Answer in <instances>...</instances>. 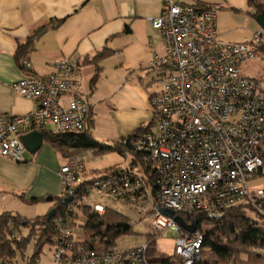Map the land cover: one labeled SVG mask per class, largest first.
Masks as SVG:
<instances>
[{"label":"built area","instance_id":"2783aa9c","mask_svg":"<svg viewBox=\"0 0 264 264\" xmlns=\"http://www.w3.org/2000/svg\"><path fill=\"white\" fill-rule=\"evenodd\" d=\"M161 1L163 12L151 22L165 44V56L156 54L152 62L163 70L162 91L151 97L154 125L130 141L137 163L132 158L112 174L90 177L83 156L67 159L58 171L60 197L72 201L57 221L55 251L33 264H149L148 252L154 249L149 238L168 231L176 234L181 264H195L202 255L203 230L198 226L189 233L160 209L179 216L201 214L207 221L223 219L241 203L260 210L264 186L253 188L250 182L264 169V81L247 78L241 67L264 45V30L255 31L247 44L226 43L215 7ZM22 67L24 77L13 89L36 109L23 116L0 114V157L17 163L29 153L21 136L83 133L92 109L81 94L79 71L69 61L57 62L49 75L36 74L27 60ZM92 192L134 213L131 224L146 227L147 243L97 242L88 248L78 242L68 217L83 208L100 216L106 210L89 201Z\"/></svg>","mask_w":264,"mask_h":264},{"label":"crops","instance_id":"0c3cea01","mask_svg":"<svg viewBox=\"0 0 264 264\" xmlns=\"http://www.w3.org/2000/svg\"><path fill=\"white\" fill-rule=\"evenodd\" d=\"M162 12L161 0H0V114L23 116L36 109L13 89L24 77L16 51L48 26L24 60L38 75L53 73L59 61L78 69L81 94L92 105V136L112 144L147 127L154 116L151 97L162 91L163 70L152 62L156 54L165 56V44L151 22ZM104 49L111 55L101 62L102 74L92 92L95 67L86 57L91 60ZM156 83L161 84L158 90ZM66 160L45 141L23 163L0 157V210L30 219L24 212L28 208L31 219L46 216L55 205H46L47 199L60 197L58 171ZM96 172L87 170L88 175ZM33 199L44 200L28 202Z\"/></svg>","mask_w":264,"mask_h":264},{"label":"trees","instance_id":"16d2710c","mask_svg":"<svg viewBox=\"0 0 264 264\" xmlns=\"http://www.w3.org/2000/svg\"><path fill=\"white\" fill-rule=\"evenodd\" d=\"M248 4L253 9L251 14L254 18L264 12V0H248ZM195 6L204 9L213 8V6L201 2H197ZM50 24L52 25L53 23ZM47 29H49L48 26L40 28L25 43L18 45L16 59L22 70H24L22 61L34 49L36 40ZM258 51L264 53V45L259 47ZM110 53L109 50L104 49L99 51L91 60L86 57V63H90L95 67V73L90 82L92 92L96 88L97 82L102 74L100 64L105 58L111 55ZM153 125L154 118L147 127H141L126 139L123 138L112 144L102 143L96 140L91 134V129L94 126L91 109L87 119L86 129L83 133L55 134L53 132H44L43 136L44 141L66 159L81 155L85 152H91L95 156L104 155L107 152H117L123 156L131 154L136 164L138 156L132 151L130 141L135 139L140 133L149 130ZM124 141H128V143L125 144ZM118 168L110 169V174L114 173ZM257 174L264 176V169L260 170ZM41 200L44 199H33L28 202L37 203ZM53 200L56 203L52 210L55 209L56 214L51 219L47 215L35 219H27L21 215L9 212L0 215V261L13 264V259L17 253H21L23 254V260H28V264H33L35 259L41 255L44 246L54 244L57 238L56 224L63 216L64 205L62 204L61 197H55ZM259 207L260 210L250 204H237L231 208L223 219L218 221H207L203 215L197 213L193 215L181 214L180 216L185 223L191 224L197 220L199 228L203 230L204 243L202 255L212 253L218 257V262L210 263L201 259L195 264H220L222 261L233 258L237 250L240 249H246L248 255H250V260L245 264H264V201L259 203ZM248 211L254 212L258 220L249 216ZM68 218L67 222L70 226H81L85 234L89 233V237L83 242L88 248H95L97 242H106V245L116 243V240L123 235L133 232L131 219L125 214L110 208H106L101 216L89 208H83L81 212H76ZM205 222H209L210 225L206 230L202 228ZM25 233L26 235H24ZM32 240L36 242L35 253L32 257L26 258L24 251ZM151 241L154 249H150L148 252L149 264L182 263V260L176 254L171 257L158 258L156 256L157 238Z\"/></svg>","mask_w":264,"mask_h":264},{"label":"rangeland","instance_id":"374dc122","mask_svg":"<svg viewBox=\"0 0 264 264\" xmlns=\"http://www.w3.org/2000/svg\"><path fill=\"white\" fill-rule=\"evenodd\" d=\"M188 4L201 2L207 5H211L218 9V26L220 39L226 43H239L247 44L251 41L253 33L260 27L256 22V19L252 16L251 12L253 9L249 6L248 0H186ZM241 72L244 76L251 79H257L264 81V53L256 50V57L245 62L241 67ZM156 90L161 87L160 83L154 85ZM49 145V144H48ZM51 146V145H50ZM86 164L87 170H98L95 174L90 173L92 176H106L110 174V169L124 167L132 160L131 154L125 156L118 154L117 152H107L104 155L95 156L89 153L86 157H83ZM250 186L255 188L258 186H264V176L256 175V178L250 182ZM14 198V197H11ZM14 200V199H13ZM17 200V199H16ZM15 200V201H16ZM89 201L94 204L101 205L105 208L113 209L117 212L127 215L131 220H136V215L128 211L126 207L117 203L113 200H107L103 196H99L96 192H92ZM56 201H50L46 205H53ZM34 207V206H31ZM40 207V206H38ZM30 209V208H29ZM39 209V208H38ZM28 208L25 209V216H29L30 219L34 216L32 213L27 212ZM45 211L43 214H49ZM3 211L0 210V214ZM17 213V212H16ZM24 214V213H23ZM248 215L253 217L255 220L258 218L252 211H248ZM209 222H205L202 228L206 230L209 227ZM76 240L78 242L86 241L89 237V233L85 234L84 229L81 226H76ZM147 229L141 225H134L133 232L125 234L116 240V245L119 247H133L137 245H145L147 243ZM26 235V233L24 234ZM175 237L176 234L172 231L166 232L163 236L157 238V254L158 258L171 257L175 254ZM153 240L154 238H149ZM35 240H32L27 249L24 251V256L30 258L35 253ZM52 250L55 251V247L51 244L44 246L43 251L40 255L41 259L44 260L47 253ZM251 251V250H250ZM253 251V250H252ZM257 251V250H254ZM52 256L50 255L49 258ZM23 254L17 253L13 259V264H28V260H23ZM206 260L208 262H218V257L212 253L201 255L200 260ZM250 260L246 249L237 250L233 258L226 261L220 262V264H245Z\"/></svg>","mask_w":264,"mask_h":264},{"label":"water","instance_id":"95a60500","mask_svg":"<svg viewBox=\"0 0 264 264\" xmlns=\"http://www.w3.org/2000/svg\"><path fill=\"white\" fill-rule=\"evenodd\" d=\"M256 22L258 23L259 27L261 29L264 30V12L258 14L256 16ZM20 142L21 144L24 146V148H26V150L35 155L36 153H38L40 151V149L43 146L44 143V136L42 134V132L40 131H32L26 135H23L20 137ZM48 201H53L52 197H49L47 199ZM72 201L71 198H68L66 200L62 201L63 205H67L68 203H70ZM160 211L170 217V218H174L175 221L186 231H188L189 233H195L198 229V224H197V220H195V223L193 225H187L185 223V221L183 220V218L179 215H175V213L172 210H168V209H160ZM56 214V210L53 209L49 212V214L47 215L49 219H51L54 215Z\"/></svg>","mask_w":264,"mask_h":264}]
</instances>
